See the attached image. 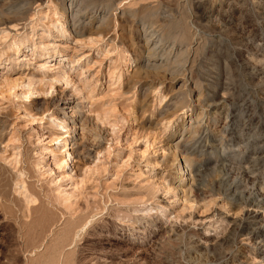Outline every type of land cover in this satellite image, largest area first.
<instances>
[{
	"label": "rangeland",
	"instance_id": "1",
	"mask_svg": "<svg viewBox=\"0 0 264 264\" xmlns=\"http://www.w3.org/2000/svg\"><path fill=\"white\" fill-rule=\"evenodd\" d=\"M70 2L0 0V264H264V0Z\"/></svg>",
	"mask_w": 264,
	"mask_h": 264
},
{
	"label": "bare ground",
	"instance_id": "2",
	"mask_svg": "<svg viewBox=\"0 0 264 264\" xmlns=\"http://www.w3.org/2000/svg\"><path fill=\"white\" fill-rule=\"evenodd\" d=\"M68 10H69V12H70V14L68 15V18L70 19V20H79L80 18H81V15H80V12H81V10L80 9H77V8H74V2H73V0H71V2H70V4H69V6H68ZM82 14V13H81ZM92 16V15H91ZM102 20H105L104 19V16L102 17ZM73 28V27H72ZM75 29V28H74ZM153 40V39H152ZM151 40V41H152ZM163 40V39H162ZM148 42V41H147ZM153 42V41H152ZM149 43H150V40H149V42H148V45H149ZM154 45V44H153ZM150 47V46H149ZM152 47V46H151ZM152 49V48H151ZM153 50V49H152ZM152 50H150L151 52H152ZM154 50H156V49H154ZM154 53H155V51H154ZM185 54V53H184ZM152 58H154V59H157L158 57H156V53L154 54V57H152ZM163 61V60H162ZM147 64H148V62H147ZM149 65V64H148ZM143 67H145V66H143ZM148 68V67H147ZM151 68V67H150ZM65 127V126H64ZM183 158V157H182ZM181 159V158H180ZM179 160V159H178ZM186 160V159H185ZM181 161H183V160H181ZM189 161V160H188ZM185 161H183V163H184ZM179 163V162H178ZM182 163V162H181ZM180 163V165H182ZM189 163V162H188ZM187 163V164H188ZM183 167V166H182ZM185 167V166H184ZM187 167V166H186ZM179 168V167H178ZM182 169V168H181ZM184 169V168H183ZM227 169H229V166L227 167ZM251 171V170H250ZM183 172V171H182ZM246 174V173H245ZM251 175V174H250ZM192 176V175H191ZM254 176V175H253ZM252 177V176H251ZM186 177L185 176H183V177H181L180 178V180H182L183 181V179H185ZM253 179V178H252ZM258 180V179H257ZM260 184L262 183V181L261 182H259ZM236 184V183H235ZM255 185H257V184H255ZM261 186V185H260ZM262 186H264V184L262 185ZM263 189V188H262ZM232 190V189H231ZM234 190V189H233ZM254 190H255V188H254ZM237 192V191H236ZM257 193V192H256ZM259 193V192H258ZM264 193V192H263ZM232 194V193H231ZM235 194V193H234ZM255 194V193H254ZM240 195V194H239ZM257 195V194H256ZM249 195H247V197H248ZM251 196V195H250ZM253 196V195H252ZM238 198V197H237ZM241 198V197H240ZM245 200V199H244ZM247 202V201H246ZM250 202V201H249ZM250 204H252V202L250 203ZM257 206L256 208H254V209H257L258 207L259 208H261L260 210V212H262L263 214H264V194H261L260 196H258L255 200H254V204H253V206ZM257 211V210H256ZM252 212H253V210H252ZM255 212V211H254ZM253 212V213H254ZM259 212V211H258ZM260 212L258 213V214H260ZM257 213V212H256ZM263 218V217H262ZM263 221V220H262ZM261 221V222H262ZM253 224V223H252ZM264 226V225H263ZM252 230H253V228H252ZM250 232V231H249ZM261 233V232H260ZM257 236H259V235H257ZM261 244V243H260ZM263 250V249H262ZM263 255V254H262Z\"/></svg>",
	"mask_w": 264,
	"mask_h": 264
}]
</instances>
